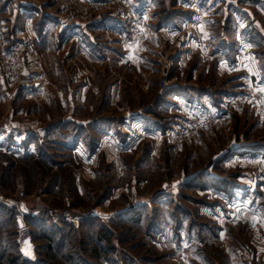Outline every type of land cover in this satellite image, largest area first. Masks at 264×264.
Instances as JSON below:
<instances>
[{"label": "rangeland", "instance_id": "obj_1", "mask_svg": "<svg viewBox=\"0 0 264 264\" xmlns=\"http://www.w3.org/2000/svg\"><path fill=\"white\" fill-rule=\"evenodd\" d=\"M176 1L139 3L134 37L110 0H0V264H264V0ZM174 19L182 37L159 31ZM96 20L119 23L88 31L118 53L63 38ZM189 27L249 44L212 55ZM237 100L224 125L175 133Z\"/></svg>", "mask_w": 264, "mask_h": 264}, {"label": "built area", "instance_id": "obj_2", "mask_svg": "<svg viewBox=\"0 0 264 264\" xmlns=\"http://www.w3.org/2000/svg\"><path fill=\"white\" fill-rule=\"evenodd\" d=\"M112 4H115L113 8V15L116 19L122 21L124 24L130 27L131 32L135 36H142L144 31L141 29L145 21L150 17V9L148 5H138L134 4L132 0H110ZM186 25V24H184ZM186 28V27H185ZM189 35L198 43V46L201 50L208 51L212 55H221L224 54L225 48L223 41L216 35L210 33H203L194 30L193 27L187 28ZM33 39H23L22 41L16 42L12 47V51H15L16 54L21 53L26 49H31L34 46ZM11 50V49H10ZM0 51L2 54H6L7 50L4 45L0 44ZM6 56V55H5ZM261 95V93H259ZM264 97V94H263ZM240 100L236 102H229L222 105V109L213 111L211 109H201L198 112L193 111L188 113L187 121L185 124L180 125L179 129H175V133L179 135H188L192 131H199L204 128L213 127L216 125H224L231 118V109L233 106H237ZM65 217V218H62ZM55 220L66 219L70 223L72 218L69 214H60L56 215ZM83 218H77L76 222L82 220Z\"/></svg>", "mask_w": 264, "mask_h": 264}, {"label": "crops", "instance_id": "obj_3", "mask_svg": "<svg viewBox=\"0 0 264 264\" xmlns=\"http://www.w3.org/2000/svg\"><path fill=\"white\" fill-rule=\"evenodd\" d=\"M150 1L151 0H149V2H146V0H136V2L138 4L139 3H147V4H149ZM177 1H176L177 2L176 5L173 8H177V7L179 8V6H181L180 8L182 10L195 11V13H198V8H195L196 5L194 3H192L193 1L190 0L191 1L190 3L192 4V6L194 8H188L189 5H187L186 3L179 2V0H177ZM149 6H150V4H149ZM189 9H191V10H189ZM181 14H185V13H181ZM184 17H186V16H184ZM189 17H191V16L189 15ZM109 21L96 20L95 22L91 23L92 25L90 24V26H85V27H84V25L79 26V27L70 25V28L71 27H75V28H71L69 30L67 29L68 31L65 29V27H67V25H65L64 26V31L66 30V32L64 33V35L63 34L62 35H63L64 39H70V38H74L76 40L79 39L80 44H81L80 45V48H81L80 51L81 52L83 51L84 54L89 55L91 57H94L95 59H102V58L105 57L104 56V51L105 50H111L112 52H117L118 53L117 48L115 46H112V45L109 46V45L98 44L96 39H93V38L91 39L89 37V32L88 31H90L92 29L97 30L98 28H102V29L106 28V29H110L111 31H116L117 34L120 35L121 32H120L119 23L118 22H114V21H112V22L111 21L109 22ZM175 21H176V19H174V21H173L174 23L173 22L172 23H164V24L160 25L159 31H162V33L166 34V36H169V37L181 35L183 32L180 30V26L177 25V23ZM80 30H84L85 32L80 34V35H73L72 34V33H78V31H80ZM181 37H182V35H181ZM186 41H188V39H186ZM228 41L227 42L224 41L225 46H228V44L234 43L235 41H237V42L240 41V43L243 44V45L249 44L247 42V40H245V38L242 37V35H241V38H240L239 34L236 36V39H234V40L232 39V42L231 41L228 42ZM181 43H182V45H180V49L177 50L179 55L178 54H177V56L174 55V57L172 58L173 61H176V60L181 61L183 59V57H186V55H187V52H186L187 51L186 50L187 47H186V44H185L186 43L185 40L181 41ZM103 46L106 47V48L104 49ZM132 55H127V56L130 57ZM172 60L170 61V64L173 63ZM173 87H176L175 88L176 90L172 91L173 95L175 96V99H181V101H182V99H185V100H188V101L192 99V100H195L196 103H201L203 99H207V98H203V97L201 98L199 94H194L193 91L189 92V90L188 91L185 90L184 88H182L181 85L180 86H178V85L170 86L169 89H171ZM206 103H209V102H206ZM198 108L199 109H211L212 110V108L210 106H205V107L201 106V107H198ZM213 111H215V110H213ZM135 115H138V114L135 113ZM147 120L148 119L142 118L141 120L136 121V123H134V124L135 125H142V126L144 125L145 126L146 125L145 123L148 122ZM99 125L100 126H104V124H99ZM105 125H108V124H105Z\"/></svg>", "mask_w": 264, "mask_h": 264}, {"label": "trees", "instance_id": "obj_4", "mask_svg": "<svg viewBox=\"0 0 264 264\" xmlns=\"http://www.w3.org/2000/svg\"><path fill=\"white\" fill-rule=\"evenodd\" d=\"M95 252L97 253V255H96L97 257L101 256V251L98 250V248L95 249Z\"/></svg>", "mask_w": 264, "mask_h": 264}, {"label": "snow or ice", "instance_id": "obj_5", "mask_svg": "<svg viewBox=\"0 0 264 264\" xmlns=\"http://www.w3.org/2000/svg\"><path fill=\"white\" fill-rule=\"evenodd\" d=\"M261 91H264V89H260Z\"/></svg>", "mask_w": 264, "mask_h": 264}]
</instances>
